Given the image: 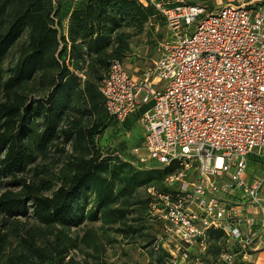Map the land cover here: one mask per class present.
<instances>
[{
    "label": "built area",
    "instance_id": "built-area-1",
    "mask_svg": "<svg viewBox=\"0 0 264 264\" xmlns=\"http://www.w3.org/2000/svg\"><path fill=\"white\" fill-rule=\"evenodd\" d=\"M141 2L153 5L167 28L159 58L142 77L114 61L99 92L119 124L144 110L142 147L133 156L175 168L148 210L164 226L155 256L208 264L211 234L220 232L227 245L218 264L251 263L256 255L257 264L264 256V177L249 176L248 160L264 159V10L226 5L208 13L187 0Z\"/></svg>",
    "mask_w": 264,
    "mask_h": 264
},
{
    "label": "trees",
    "instance_id": "trees-1",
    "mask_svg": "<svg viewBox=\"0 0 264 264\" xmlns=\"http://www.w3.org/2000/svg\"><path fill=\"white\" fill-rule=\"evenodd\" d=\"M15 1L17 8L12 7V12L7 13V2L0 0V66L11 47L27 30L29 36L17 66L5 83L0 69V96L3 92L4 97L0 101V163L3 169H0V174L6 176L23 171L34 160L35 153H44L48 145L59 139L60 121L73 99L83 98L87 109H100L102 96L89 78L93 76L97 81L103 80L105 75L101 77L102 71H108L114 61L123 63L122 59L131 52L132 39L141 36L151 21L160 17L153 5L145 6L141 0H79L74 5L72 2L64 14H61L64 6L61 0ZM63 20L68 21L66 32ZM68 59L72 65L67 63ZM82 63L87 66L86 76L89 78L84 83L85 87L79 89L76 70ZM36 79L40 86L52 92L35 107L28 106L26 98L17 90ZM30 117H42V133L35 130L31 134L27 132ZM77 128L78 122L73 121L69 129L61 131L66 143L74 139ZM103 131L96 123L82 137L94 145L95 138L101 137ZM109 162L99 153L75 160L63 185L51 197L40 195L37 186L22 181L40 227L26 231L20 240L21 250L6 255L4 264H26L29 261H34V264H64L69 249L74 245L73 238L65 231L74 223V206L89 188H93L98 200L104 203L112 195ZM165 169L167 174L159 179H163V183L175 170L174 167ZM131 185L125 182V188ZM166 190L164 185L162 192ZM106 207L114 223L119 221V216L126 215L125 211L121 214L120 209L114 210L110 204ZM0 209L7 216H27L26 201L11 193L0 198ZM55 225L61 229L53 238H42L43 231L54 229ZM87 238L89 235H85L84 239ZM217 239L222 240L221 248L218 258H212L213 242ZM211 240L204 261L218 264L227 243L220 232L212 233ZM2 247L0 243V255ZM162 259H165L163 254L156 257V262ZM0 264H3L1 259Z\"/></svg>",
    "mask_w": 264,
    "mask_h": 264
},
{
    "label": "rangeland",
    "instance_id": "rangeland-1",
    "mask_svg": "<svg viewBox=\"0 0 264 264\" xmlns=\"http://www.w3.org/2000/svg\"><path fill=\"white\" fill-rule=\"evenodd\" d=\"M64 14L70 6L79 0H61ZM7 2V13L12 12V7L17 8L15 0ZM171 2H174L172 0ZM188 4L203 6L208 13L214 12L226 5L251 6L264 10V0H187ZM14 8V10H15ZM68 21L63 20L65 32ZM29 30L13 45L1 63L4 83L11 77L12 70L17 66L22 51L28 43ZM167 39V28L163 18H154L145 28L141 36L132 39L131 52L122 61L130 73L135 77H142L148 72L159 58L161 45ZM67 63L72 65L68 59ZM72 71H75L72 68ZM107 70L102 71L101 77ZM76 74L80 80L79 89L85 87L84 83L89 78L87 66L82 63ZM90 74V72H89ZM95 84L99 93L101 80L93 76L89 78ZM24 96L27 105L36 106V103L46 100L52 92L49 88H43L38 80L17 90ZM1 92L0 101L3 99ZM141 100V99H140ZM101 107L94 111L87 109L83 98L77 97L69 103L58 128L59 139L48 145L44 153H35L34 160L29 162L21 172L14 176L0 174V198L11 193L26 201L27 216H7L0 209V243L2 253L0 259L3 264L6 255L20 251V240L27 230L40 227V223L34 216L33 203L28 199L26 191L21 184L26 181L28 185L38 187L40 195L51 197L62 185L65 178L71 172V166L77 159L89 158L92 154L99 153L103 159H109V177L111 178L112 195L106 203L98 200L93 188H89L74 206L73 225L65 229L73 238L74 245L67 253L65 263L69 264H167L166 259L156 262L153 244L159 235H162L164 226L153 222L148 218L150 203L153 201L152 194H159L163 190V174H167L165 167L157 163H141L132 154L135 148H141L143 141V129L139 124L142 117L137 112L129 117L123 124L112 120L106 113L103 100L100 98ZM78 122V128L74 139L68 143L61 135V131L70 128L72 122ZM96 123L101 125L103 133L95 138V144L91 145L82 135ZM27 132L37 133L44 131L42 117H30ZM144 154L143 151H140ZM2 157H0V162ZM0 169H2L0 163ZM248 174L250 177H264V159L252 156L248 160ZM125 182L132 185L125 188ZM165 182V181H164ZM110 204L114 210L120 209L124 217L119 216L117 223L107 212L106 205ZM61 229L55 225L54 229L43 231L42 238H53ZM85 235L89 238L84 239ZM222 240L213 242L212 258H218ZM173 248V241L169 243ZM238 261L240 257L237 258ZM246 264H253L254 258ZM29 261L26 264H34ZM36 264V263H35ZM262 264V263H261Z\"/></svg>",
    "mask_w": 264,
    "mask_h": 264
},
{
    "label": "crops",
    "instance_id": "crops-1",
    "mask_svg": "<svg viewBox=\"0 0 264 264\" xmlns=\"http://www.w3.org/2000/svg\"><path fill=\"white\" fill-rule=\"evenodd\" d=\"M256 260H257V255L254 257L253 264H256ZM262 261L264 262V256H263V258H261V260L257 264H261Z\"/></svg>",
    "mask_w": 264,
    "mask_h": 264
}]
</instances>
